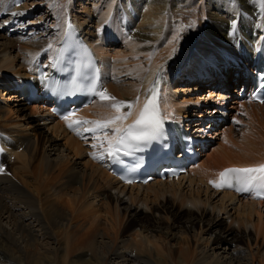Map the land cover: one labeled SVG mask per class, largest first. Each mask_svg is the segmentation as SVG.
<instances>
[{
	"label": "bare ground",
	"instance_id": "1",
	"mask_svg": "<svg viewBox=\"0 0 264 264\" xmlns=\"http://www.w3.org/2000/svg\"><path fill=\"white\" fill-rule=\"evenodd\" d=\"M27 1L0 0V16L6 14L0 23V264H256L252 241H260L257 253L264 255V200L209 181L226 168L264 164V103L241 98L238 90L252 86L246 71L257 64L264 0H103L97 16L77 11L74 0ZM28 15L35 18L27 22ZM67 29L81 38L97 90L117 101L139 97L132 115L117 125L135 120L155 85L164 120L193 126L205 148L209 132L222 141L179 177L130 185L109 170V156L92 147L97 141L83 130L94 125L69 128L45 102L24 105L21 93L15 109L2 87L19 88L25 78L37 82L40 66L46 79L56 73ZM197 70L200 76L192 77ZM192 82L222 86L207 105L217 104L211 112L201 108L205 96L195 93L203 87ZM227 91L236 94L229 106ZM111 103L98 95L71 119H108L117 114ZM232 107L246 117L234 116L247 126L238 138L232 125L218 128ZM226 218L229 227L218 234L214 229Z\"/></svg>",
	"mask_w": 264,
	"mask_h": 264
},
{
	"label": "snow or ice",
	"instance_id": "2",
	"mask_svg": "<svg viewBox=\"0 0 264 264\" xmlns=\"http://www.w3.org/2000/svg\"><path fill=\"white\" fill-rule=\"evenodd\" d=\"M16 15V13H13ZM237 21H232V27L235 29ZM52 45L49 44V48ZM63 51V50H61ZM78 74L83 75L82 73ZM87 78V77H85ZM74 87H79L76 79L72 81ZM95 90V85H92ZM148 96L145 99L143 106L140 108L136 115L135 120L131 124L124 126L117 125V121H122L132 115V107L135 103H139V97L135 102L117 101L115 97L107 94L106 90L98 93L102 101H112L111 107L116 110V115L105 120H72V114L66 115L63 118L68 121V127L73 128L74 125H94V127L84 128V132L92 134V139L97 141L92 145L93 148L100 147L103 154L109 157H118L121 153L128 155L131 154L130 150L133 147H138L141 142L153 140L161 132L164 123V117L160 114L158 103L159 92L154 85L148 90ZM127 107L129 111L121 114L120 110ZM111 129L113 135L108 137L106 134L107 129ZM105 132L103 137L96 135V133ZM82 138L87 139L82 133L77 132ZM107 143L108 147L105 149L104 144ZM92 155L95 156L93 153ZM98 158H103V155ZM0 171H3L0 168ZM219 179L209 181L216 188L234 187L237 191L251 192L256 191L258 197H264V164L242 168H226L219 174ZM130 182V181H129Z\"/></svg>",
	"mask_w": 264,
	"mask_h": 264
},
{
	"label": "rangeland",
	"instance_id": "3",
	"mask_svg": "<svg viewBox=\"0 0 264 264\" xmlns=\"http://www.w3.org/2000/svg\"><path fill=\"white\" fill-rule=\"evenodd\" d=\"M27 1V0H26ZM102 1L103 0H100V1H98V0H74V5H75V7L77 8V11H79V12H81V11H83L82 13H85V11L87 10V9H91V13H92V15L93 16H97L96 14H97V12H99L100 13V11L101 10H103V8L101 7V3H102ZM28 2V1H27ZM98 3V4H97ZM123 3H125V1L123 2ZM95 5H96V7H95ZM74 7V6H73ZM42 9H43V12L45 13H47V11H46V8L43 6V7H41ZM96 8V9H95ZM84 9H86V10H84ZM100 10V11H99ZM216 10H213V12H215ZM199 12H201V11H199ZM117 13V10H115V13H113V15L114 14H116ZM222 13H223V15H228V13H227V11H225V10H223L222 11ZM5 15L6 14H4V16H0V23L2 22V20H3V18H5ZM89 15V14H88ZM29 16H31V15H28L27 17L29 18ZM34 16V15H33ZM2 18V19H1ZM33 18H35V16L33 17ZM33 18H29V19H27L26 21L27 22H30ZM72 20L75 22V24H76V27H77V22H76V20L75 19H73L72 18ZM94 20H96V19H94ZM125 20V19H124ZM45 21V20H44ZM114 21H116L115 19H114ZM123 23H125L124 21H123ZM50 24V23H49ZM120 25L121 26H123V24H118V26L120 27ZM43 26H44V24H43ZM6 27V26H5ZM47 28V27H46ZM44 28H42V30H43ZM41 30V31H42ZM130 34H128L127 36H129ZM117 45L119 46V45H121V43H119L118 42V44H113L112 45V52H114L117 48ZM115 49V50H114ZM34 72H35V70H33V74H34ZM235 77V76H234ZM193 84H195V83H199L200 84V86L201 87H203V88H201V89H198V90H196L195 91V93H197V94H199V95H201V96H205L204 97V99H206V100H202L203 102H205V104L204 105H202L201 106V108H203V106L205 107V108H207L210 112L212 111V109H214L215 107H216V103L214 104V105H211L210 107H208L207 105H209V103L210 102H213L215 99H216V96L215 95H219L218 94V92H221L222 91V86H211V85H208V84H203V83H201V82H192ZM195 86V85H194ZM230 86H232V84L230 85ZM183 87V86H182ZM230 88V87H229ZM229 88H227V89H229ZM14 88H12V89H8L7 87H2V91H1V94L3 95L4 94V99H6V101H8V103H11V105L12 106H14L15 107V103H14V101L17 99V95H20V92L19 91H16V90H13ZM216 89V90H215ZM235 89H237L236 87L234 88V86H232V88L230 89V91H231V94L232 93H235L236 92V90ZM221 90V91H220ZM211 91V92H210ZM230 91H227L226 92V94H227V97H229L230 96V98H231V100H229V101H227L226 102V106H229L230 104H231V101L234 99V98H236L235 97V95L234 96H232L231 97V94H230ZM176 93H178V92H176ZM210 94H212V95H214V96H212L211 97V95ZM198 95V96H199ZM196 96V95H195ZM7 98H10L9 100H7ZM23 98H25L24 96H23ZM181 99H182V96L180 97ZM238 98V97H237ZM26 99V98H25ZM202 102V103H203ZM200 103V102H199ZM218 103V102H217ZM24 105H26L27 107H32V103H29L28 101L24 104ZM207 107H206V106ZM163 107V106H162ZM15 109H16V107H15ZM28 112H30V109H28ZM200 113H201V111H198L197 112V114L198 115H200ZM229 113H231V115H230V117L227 115V118L226 117H223V120L222 121H220V122H223V123H221V126H218V128L219 127H226V126H229V125H232V131H234L233 132V135L235 134V137L236 138H238V137H240V135H241V131H243L244 129H246L247 128V126L246 125H243L242 126V124L237 120V121H235V120H233L234 119V116H238V117H240V120H241V118H243L244 117V115L243 114H241V112L239 113L238 112V109L237 108H228V112H227V114H229ZM225 115V114H224ZM223 116V115H222ZM222 116H219V117H217L218 118V120H219V118L220 117H222ZM22 118V117H21ZM245 119H246V117H244ZM224 119H225V121H224ZM227 119V120H226ZM228 119H229V121H228ZM37 121H39L40 123L41 122H43V121H41L40 119H38ZM233 121V122H232ZM234 127V128H233ZM192 128H194L193 126H192ZM209 128V127H208ZM223 129V128H222ZM194 130H195V128H194ZM195 131H197V130H195ZM221 138L219 139V138H217V139H215V137H214V134H211V132H209L208 133V137H207V139L209 140V142H208V145H207V148H205V150L203 151V153L204 154H202V156L203 157H201V159H200V161L202 160V158H204L205 157V154L206 153H211L212 151H213V149H215V147H217L218 146V143H219V141H222V136H220ZM130 185H132V184H130ZM126 207V205H122V209L123 208H125ZM264 210V209H263ZM123 215V214H122ZM148 216H150L151 214H147ZM212 216L213 215H209L205 220H206V224H208L210 221H211V219H212ZM230 222H231V220L229 219V218H226V219H224V221H223V225L221 226V228H215L214 229V231H216L218 234H221L222 232H224L228 227H229V224H230ZM162 226H164V227H170L165 221H163V223H162ZM231 226V225H230ZM252 238H253V236H251ZM255 238V237H254ZM259 241V240H258ZM177 243V242H176ZM252 245L254 246V252L256 253L255 254V261H256V264H264V258H262L264 255L260 252V253H257V250L259 251H261L262 250V248H260V241L258 242V244H257V246H255L254 245V242L252 241ZM256 247V248H255ZM235 254V256H236V253H234ZM263 255V256H262Z\"/></svg>",
	"mask_w": 264,
	"mask_h": 264
}]
</instances>
